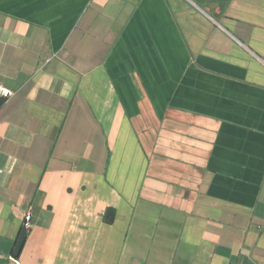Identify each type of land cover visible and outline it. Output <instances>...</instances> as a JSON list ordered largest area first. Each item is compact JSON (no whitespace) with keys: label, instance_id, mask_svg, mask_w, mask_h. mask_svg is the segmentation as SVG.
<instances>
[{"label":"crops","instance_id":"0c3cea01","mask_svg":"<svg viewBox=\"0 0 264 264\" xmlns=\"http://www.w3.org/2000/svg\"><path fill=\"white\" fill-rule=\"evenodd\" d=\"M0 86V264H264V0H0Z\"/></svg>","mask_w":264,"mask_h":264},{"label":"built area","instance_id":"2783aa9c","mask_svg":"<svg viewBox=\"0 0 264 264\" xmlns=\"http://www.w3.org/2000/svg\"><path fill=\"white\" fill-rule=\"evenodd\" d=\"M12 95L13 93L9 89L0 86V98L1 99H9ZM30 221H31L30 215L26 214L23 218V228L25 230L29 228Z\"/></svg>","mask_w":264,"mask_h":264},{"label":"water","instance_id":"95a60500","mask_svg":"<svg viewBox=\"0 0 264 264\" xmlns=\"http://www.w3.org/2000/svg\"><path fill=\"white\" fill-rule=\"evenodd\" d=\"M25 235H26V230L24 228H22L20 233H19V236L16 240L13 252H12L14 257H17V255L19 254V252L23 246L24 240H25Z\"/></svg>","mask_w":264,"mask_h":264},{"label":"trees","instance_id":"16d2710c","mask_svg":"<svg viewBox=\"0 0 264 264\" xmlns=\"http://www.w3.org/2000/svg\"><path fill=\"white\" fill-rule=\"evenodd\" d=\"M107 220H109L108 218H106Z\"/></svg>","mask_w":264,"mask_h":264}]
</instances>
